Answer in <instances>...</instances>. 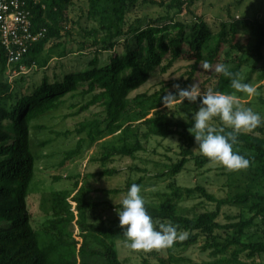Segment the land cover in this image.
Masks as SVG:
<instances>
[{"label": "trees", "instance_id": "trees-1", "mask_svg": "<svg viewBox=\"0 0 264 264\" xmlns=\"http://www.w3.org/2000/svg\"><path fill=\"white\" fill-rule=\"evenodd\" d=\"M199 1L202 0H86V18L97 25V29L90 31L82 29L85 38L92 39V43H84L79 51L88 50L86 54H92L89 60H85L81 67L65 72L60 79L49 80L43 76L37 85L28 89L0 83V264H124L118 258L115 244L122 242L121 228L102 222L89 224L73 220L69 217V207L60 196L52 198L50 210L53 218L48 232L41 234L30 225L31 214L26 205L34 174L30 147L32 123L58 110L65 104L67 96L68 100L77 97L87 99L78 112L97 106L105 114L103 119L96 116L78 124L76 132L85 133L89 141L95 142L104 133H122L120 145L103 151L102 165L114 156L135 158L144 150L141 137L146 139L151 135L177 137L182 144V158L163 176L176 177L190 160L198 170L214 163L191 151L196 147L191 127L198 102L163 101V97L173 91V84L180 83L182 87L194 82L198 84V76L202 93L209 90L239 93L230 87L229 78L204 70L202 65L205 61L213 65L225 63L232 72L239 74L244 83L250 80V74L243 79L245 61L236 57L230 60L223 58L226 47L239 48L235 19L220 23L218 31L213 32L207 22L191 10ZM141 2L162 9L163 15L157 19H136L128 23L127 14ZM71 4L72 0H38L36 5L31 4L33 31L45 27L46 33L29 46L25 57L12 68L18 70L21 65L26 73H30L36 68L46 67L47 60H41V54L49 44L53 43L50 50L64 44L61 40L69 34ZM183 13L192 16L189 25L175 21V17ZM253 28V53L256 63H259L263 60L264 20L255 22ZM186 29H189L188 34ZM99 35L101 39L98 40ZM103 54L106 55L102 60ZM182 60L190 62L187 70L169 81L160 93L129 98L130 92L143 85L150 73L158 69L165 74ZM0 65L3 70L7 68V56L1 46ZM259 79H264V68ZM152 98L155 105L150 110L156 111L147 116L141 108ZM167 103H177L174 105L176 111L183 114L184 119L175 121L174 112L171 113L168 107L162 108ZM226 131L230 129L226 128ZM238 139L239 143L233 146V150L239 148L234 151L248 158L250 164L264 165V124L250 133L240 134ZM77 153L78 149L65 153L64 160L69 161ZM115 173L114 169L104 168L95 175L112 176ZM134 183L141 185V179L127 182L125 191ZM168 191L162 194L159 204L145 202V207L157 228L161 223H172L178 226V233H187L186 239L175 242L176 247L185 250L203 238L201 251H208L211 259L207 264H247L246 261L264 257V227L262 232L249 233L246 230L252 226L253 219L228 224L217 221L221 208L228 205L250 204L251 210L264 217V190L257 194L246 189L218 199L201 185L181 187L171 182ZM190 200L201 201L186 210L181 202ZM80 204L79 210L94 211L105 203L80 201ZM205 204L213 206V209L196 211L198 206ZM74 227L79 229L77 234ZM156 261L157 264L180 262L171 254L157 256Z\"/></svg>", "mask_w": 264, "mask_h": 264}, {"label": "rangeland", "instance_id": "rangeland-1", "mask_svg": "<svg viewBox=\"0 0 264 264\" xmlns=\"http://www.w3.org/2000/svg\"><path fill=\"white\" fill-rule=\"evenodd\" d=\"M87 7L86 0H72L68 13L70 17V24L67 27L69 34L62 38L61 43L64 44L61 47L50 50L53 43L49 44L41 54L40 59L47 60L46 67L36 68L30 73L26 71L13 74L7 68L3 70L0 65V83L28 89V87L37 85L43 76H47L49 80L60 79L65 72L81 67L85 60L92 57V54H86L88 53L86 49L79 51L84 43L89 45L92 43V39L85 38L82 29L86 31L97 29V25L86 18ZM191 10L195 16L204 19L213 32L218 31L220 23L229 22L231 18L235 19L239 48L226 47L223 58L230 60L236 57L238 60L245 61L243 79H247L250 74L248 83L256 89V94L251 96L245 93L235 94L238 97L237 104L241 108H251L264 118V79H259L264 68V49L263 60L259 63H256V56L253 53L255 46L253 27L255 22L264 20V0H202L196 2ZM163 13L162 9L141 2L127 14V22L132 23L136 19H157ZM192 20V16L185 13L175 17V21L186 25H189ZM186 33H189V29H186ZM97 39H101V36L99 35ZM105 55H101L100 58L105 59ZM189 64L190 62L186 60L178 61L165 74H161L156 69L149 74L143 85L130 92L129 98L140 94L152 96L154 93H160L169 81L184 74ZM254 64H256L255 69H253ZM252 70L255 71L251 73ZM21 77L23 80H20ZM67 97L65 104L58 110L47 113L32 123L35 128L32 126L30 131L34 174L28 188L29 197L26 206L31 214L30 225L41 234L49 231V222L53 218L50 205L54 196L63 198L64 203L70 209L69 217L73 220L89 224L102 222L119 227L117 214L124 194L127 192L125 185L127 182H135L139 179H141V195L145 202L153 205L159 204L162 194L169 192L168 185L171 182L181 187L201 185L218 199H225L246 189L257 194H261L264 190V165L250 164L245 170L230 171L214 162L198 170L190 160L176 177L163 176V173L182 158L180 155L182 144L177 137L152 135L146 139L141 137L144 150L136 154L135 158L114 156L102 165L100 158L103 156V151L120 145L122 133L116 132L113 135L104 133L95 142L89 141L85 133L76 132L78 124L96 116L103 119L105 114L97 106L78 112L87 99L77 97L68 100ZM176 104L167 103L162 108L168 107L171 113L174 112V120L181 121L184 115L176 111L174 106ZM153 105H155V100L152 98L141 109L147 116H152L156 111L150 110ZM210 123L216 128L223 125L219 118H214ZM141 131L143 132L142 129ZM76 149H78L76 156L65 161V153ZM234 150H239V148ZM191 151L194 155L199 153L194 148ZM104 168L114 169L116 173L112 176L95 175ZM116 190L119 192H111ZM80 201L105 204L94 211L79 210ZM200 201H185L181 202V205L189 210ZM211 209L213 206L205 204L198 206L196 211ZM250 219H253L252 226L246 232H262L264 217L256 214L255 210H251L250 204L222 207L217 221L221 224H228ZM73 231L77 234L79 229L74 227ZM203 243V238H199L195 244L185 250L176 247L174 243L169 248L152 251H130L120 241L115 244L118 258L124 264H157V256L167 257L169 254L180 260L178 264H207L211 259L208 251H201ZM95 261L93 260L94 263ZM246 262L247 264H264V257L253 262Z\"/></svg>", "mask_w": 264, "mask_h": 264}, {"label": "clouds", "instance_id": "clouds-1", "mask_svg": "<svg viewBox=\"0 0 264 264\" xmlns=\"http://www.w3.org/2000/svg\"><path fill=\"white\" fill-rule=\"evenodd\" d=\"M202 68L210 73L222 74L230 79V87L235 92L249 96L256 94V89L250 83L242 82L238 73L230 70L225 63L203 62ZM173 91L168 92L163 101H185L196 104L198 108L192 117L191 131L195 133L196 147L200 155L223 166L230 171L245 170L250 166V160L233 150L239 143V135L250 133L264 124V118L251 108H241L237 104L235 94L209 90L202 93L194 82L182 87L180 83L172 85ZM214 118L222 121V127H212ZM230 129V131H226ZM138 184H132L121 201L118 212L119 227L122 230V243L130 251H152L171 247L177 239L184 240L187 233H178V226L172 223H161L157 228L152 216L145 207Z\"/></svg>", "mask_w": 264, "mask_h": 264}, {"label": "built area", "instance_id": "built-area-1", "mask_svg": "<svg viewBox=\"0 0 264 264\" xmlns=\"http://www.w3.org/2000/svg\"><path fill=\"white\" fill-rule=\"evenodd\" d=\"M38 0H0V46L7 56L8 71L16 74L27 70L12 68L28 53L29 46L42 39L46 28L33 31L32 5ZM19 74V73H18Z\"/></svg>", "mask_w": 264, "mask_h": 264}]
</instances>
